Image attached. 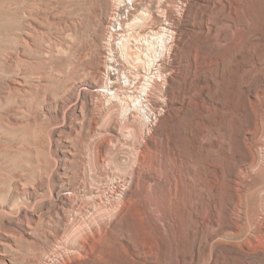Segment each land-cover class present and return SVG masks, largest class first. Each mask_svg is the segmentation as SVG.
Returning a JSON list of instances; mask_svg holds the SVG:
<instances>
[{"label": "bare ground", "instance_id": "6f19581e", "mask_svg": "<svg viewBox=\"0 0 264 264\" xmlns=\"http://www.w3.org/2000/svg\"><path fill=\"white\" fill-rule=\"evenodd\" d=\"M212 3L207 8L211 12L202 5L199 11L200 29L194 56L197 88L189 85L191 94L182 96L178 115L183 125H170L171 129L164 135L165 148L160 149L154 134L158 113L150 110V118H145L147 95L143 101L134 103V108H126L122 119L114 115L110 118L109 114L104 135L92 136L88 153L83 151L90 157L81 159L84 180L74 184V191L77 196L94 193L93 184L86 182L87 172L92 171L93 178L102 182L104 174L100 166L106 168L107 162L124 172L122 183L113 178L105 195H91L81 205L71 195L58 193L57 202L45 203L48 221L44 223L39 216L41 226L36 225L35 213L25 206L22 210L25 221L17 218L0 225V234L10 235L0 241V254L7 255L0 256V264H17L23 250V242L18 241L17 235L35 246L42 242L40 231L52 239L67 232L64 249L46 251L45 264H194L202 254V244L213 257L209 243L212 235L204 236V232L212 234L215 226L223 228L222 215L228 218L225 228L229 234L238 229V237L245 235L238 242L240 249L238 254L234 252L233 260L264 264V180L249 181L264 175V0H213ZM36 10L35 4L30 7L25 29L16 38L20 49L3 56L13 75L11 82L2 88L6 97L12 93L30 96L41 86L39 80L50 78L43 72H35L39 82H30L20 65L29 61L49 63L48 53L35 60L28 50L37 47L36 36L46 34L44 28L52 24L56 15H64L66 11L40 16ZM69 22L65 21L66 28L70 27ZM71 25L76 30L82 27L76 19ZM175 39L172 34L166 45L172 48ZM69 42L65 41L68 47ZM130 46L129 41L123 42L124 53ZM148 46L155 48L150 41ZM74 89L71 84L60 98L51 97L49 103L47 99L44 110L35 111L28 104L16 106L17 114H9L5 119L9 125L22 126L47 116H62L65 129L52 131L49 138V146L57 156L56 181L62 185L70 183V164L81 155L82 149L74 139L86 131V108L94 99L88 89ZM166 101L167 97L162 101L164 105ZM67 102H72L71 110ZM189 105L195 108L191 110ZM135 113L140 119L134 116L135 122H130ZM128 126L138 134V141L126 159L122 156L127 143L122 129ZM15 189L19 190V186ZM99 207L104 210H97ZM10 211L12 215L21 212L12 208ZM236 211L244 212L247 217L242 218ZM62 220L69 223L68 228L62 227ZM76 224H82L83 228ZM258 248L262 250L257 251ZM258 253L261 255L257 256ZM32 262L41 264V261Z\"/></svg>", "mask_w": 264, "mask_h": 264}, {"label": "rangeland", "instance_id": "374dc122", "mask_svg": "<svg viewBox=\"0 0 264 264\" xmlns=\"http://www.w3.org/2000/svg\"><path fill=\"white\" fill-rule=\"evenodd\" d=\"M212 2L213 0H0V225L5 226L8 220L15 221L17 218L25 221L26 218L22 212L25 206L35 213L36 225H39V216L46 223L48 217L45 215V203L49 200L57 202L58 193L71 195L77 205H81L82 201L89 200L91 195L98 197L107 192L113 178L121 180L120 183H122L124 172L107 162L106 168L100 166L105 176H102V179L100 177L102 182L93 178L92 171L87 172L86 182L93 184L94 193L91 195L81 193L77 196L74 191V184L84 180L80 165H82L81 159L90 157L84 152L88 153L91 137L104 135V124L108 121L109 114L110 118L114 115L117 119H122L126 108H134V103L143 101L146 95L149 101L145 105L148 109L145 118L149 119L152 111L158 113L154 134L158 137L160 149L165 148L164 135L171 129L170 125H183L178 115L182 96L190 93L189 85L193 84L191 86H194V89L197 88L198 78L194 56L200 29L199 11L201 5L205 9L213 6ZM34 4L40 16L47 13L57 14L63 10L66 13L56 15L52 24L44 28L46 34L36 36L37 47L28 50L29 56L34 57L32 59L35 60H40L43 54L48 53L49 63L42 66L37 62L29 61L20 65V70L27 72L30 76H28L29 81L36 83L41 81V86L35 88L30 96L21 97L12 93L6 97L5 88L3 90L2 88L11 82L13 75L8 71V63L4 64L3 58L11 51L20 49V43L16 38L25 29L27 15ZM207 12H211L210 8ZM75 19L78 22L81 21L82 25L77 30L71 25ZM66 20L70 21L69 28L64 25ZM172 34L176 36V39L173 47L170 48V45L166 44H169ZM66 40L71 42L69 47L65 45ZM125 41H129L131 45L126 51L127 54L122 49ZM149 41L154 43V49L150 48L151 46L147 47ZM35 72L37 74L43 72L50 78L37 81V77H34L37 75ZM71 84L76 89H88L93 93L94 99L90 107L86 108L88 119L86 131L74 139L75 143H79L80 150L82 149L80 159L70 164L72 168L71 175L68 176L70 183L62 185L56 181L55 149L49 146L52 131L65 129L62 116H47L37 123L22 126L9 125L5 119L9 114H17L14 109L16 106L28 104L35 111L44 110L47 99L49 103L51 97L60 98L65 87ZM193 88L192 90L195 91ZM165 97H167L166 105L162 102ZM67 104L71 110L72 102ZM193 108L195 107L189 105V109L193 110ZM10 109L13 110L7 111ZM70 113L72 114V111ZM131 116L130 122L134 120V116L135 119H140L136 113ZM122 135L127 141L124 144L125 152L122 156L127 159L138 141V134L128 126L122 129ZM5 147H12L13 150ZM33 147L36 149L32 150ZM27 173L28 175H25ZM23 175L27 179L23 178ZM41 177L45 186L41 184ZM259 179L264 180V175L255 176L249 181ZM18 181L24 183L21 185ZM15 184L19 186V190L15 189ZM88 206L91 208L92 204L89 203ZM10 208L15 212H21L19 215H12ZM69 208L66 206V209ZM97 210L102 211L104 208L99 207ZM236 212L240 213L244 219L247 217L242 211ZM226 218L225 215L221 216L223 228L217 229L215 226L212 234H209V231L204 232V236L212 235L208 242L212 243L214 258L211 257L210 250L207 251L208 249L202 244L200 251L203 256L200 252L201 259L198 257L194 264H244L240 259L234 261L233 254L240 249L238 242L245 235L238 237L236 234L238 229L234 234H229L225 228L228 222ZM244 219L243 221H246ZM52 220L58 219L52 218ZM65 222L62 220L61 223L64 229L68 228L69 224ZM81 225L76 224L77 227L83 228ZM39 234L42 241H40L41 247L24 241L25 238H20V235L16 236L20 243L23 242V250L21 249L17 264H32V261H41L42 264L46 251L64 249L67 232L60 233L55 239L45 237L41 231ZM0 237V241H4L1 239L10 238V235L7 236L4 233L0 234ZM246 250L254 252L247 248ZM259 255L261 254L258 253L257 256ZM0 256L7 255L0 254Z\"/></svg>", "mask_w": 264, "mask_h": 264}, {"label": "built area", "instance_id": "2783aa9c", "mask_svg": "<svg viewBox=\"0 0 264 264\" xmlns=\"http://www.w3.org/2000/svg\"><path fill=\"white\" fill-rule=\"evenodd\" d=\"M117 14V13H116ZM115 16V15H114ZM114 16H113V18H114ZM113 20V19H112Z\"/></svg>", "mask_w": 264, "mask_h": 264}]
</instances>
